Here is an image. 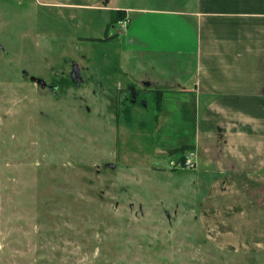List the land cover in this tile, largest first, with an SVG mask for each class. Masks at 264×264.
Listing matches in <instances>:
<instances>
[{"label":"rangeland","instance_id":"obj_1","mask_svg":"<svg viewBox=\"0 0 264 264\" xmlns=\"http://www.w3.org/2000/svg\"><path fill=\"white\" fill-rule=\"evenodd\" d=\"M42 1L0 0V264H264L215 246L207 179L149 155L157 96L122 93L112 12Z\"/></svg>","mask_w":264,"mask_h":264},{"label":"crops","instance_id":"obj_2","mask_svg":"<svg viewBox=\"0 0 264 264\" xmlns=\"http://www.w3.org/2000/svg\"><path fill=\"white\" fill-rule=\"evenodd\" d=\"M41 3L98 8L118 25L126 21L115 35L129 87L122 93L137 97L141 81L157 96L149 155L176 170L193 150L197 165L189 170L208 181L198 217L215 246L263 252L264 0Z\"/></svg>","mask_w":264,"mask_h":264},{"label":"built area","instance_id":"obj_3","mask_svg":"<svg viewBox=\"0 0 264 264\" xmlns=\"http://www.w3.org/2000/svg\"><path fill=\"white\" fill-rule=\"evenodd\" d=\"M122 24L124 26L126 24V21H124ZM195 157V152L193 150H188L186 153H184L179 161L173 163V166L187 169L195 168L197 165Z\"/></svg>","mask_w":264,"mask_h":264},{"label":"water","instance_id":"obj_4","mask_svg":"<svg viewBox=\"0 0 264 264\" xmlns=\"http://www.w3.org/2000/svg\"><path fill=\"white\" fill-rule=\"evenodd\" d=\"M71 76L76 80V82H80L81 81V76H80V72H79V68L76 64L73 65L72 71H71ZM36 81L39 82L40 84L44 85V81L42 79H38L36 78Z\"/></svg>","mask_w":264,"mask_h":264},{"label":"flooded vegetation","instance_id":"obj_5","mask_svg":"<svg viewBox=\"0 0 264 264\" xmlns=\"http://www.w3.org/2000/svg\"><path fill=\"white\" fill-rule=\"evenodd\" d=\"M49 86H51V85H49ZM134 92V91H133ZM135 94V93H134ZM131 95V94H130Z\"/></svg>","mask_w":264,"mask_h":264},{"label":"trees","instance_id":"obj_6","mask_svg":"<svg viewBox=\"0 0 264 264\" xmlns=\"http://www.w3.org/2000/svg\"><path fill=\"white\" fill-rule=\"evenodd\" d=\"M115 20H117V19H115Z\"/></svg>","mask_w":264,"mask_h":264}]
</instances>
